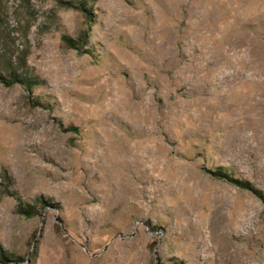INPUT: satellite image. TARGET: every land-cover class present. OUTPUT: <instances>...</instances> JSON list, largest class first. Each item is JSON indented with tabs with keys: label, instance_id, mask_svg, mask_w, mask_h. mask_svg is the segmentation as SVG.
Returning a JSON list of instances; mask_svg holds the SVG:
<instances>
[{
	"label": "rangeland",
	"instance_id": "1",
	"mask_svg": "<svg viewBox=\"0 0 264 264\" xmlns=\"http://www.w3.org/2000/svg\"><path fill=\"white\" fill-rule=\"evenodd\" d=\"M8 63L0 264H264V0H0Z\"/></svg>",
	"mask_w": 264,
	"mask_h": 264
},
{
	"label": "trees",
	"instance_id": "2",
	"mask_svg": "<svg viewBox=\"0 0 264 264\" xmlns=\"http://www.w3.org/2000/svg\"><path fill=\"white\" fill-rule=\"evenodd\" d=\"M82 5V4H81ZM80 41V40H79ZM8 66L0 67V69L5 68L6 69V76L3 74V70H0V80L1 81H7L9 84H12L14 82H20L23 83L26 86H29L30 79L19 73L20 67L17 65H11L7 64ZM18 213L25 214V215H31L29 210H25L24 208H19ZM7 257L5 254L0 253V261L5 262L7 261Z\"/></svg>",
	"mask_w": 264,
	"mask_h": 264
}]
</instances>
